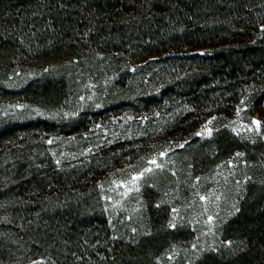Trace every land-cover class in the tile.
<instances>
[{
    "label": "trees",
    "instance_id": "1",
    "mask_svg": "<svg viewBox=\"0 0 264 264\" xmlns=\"http://www.w3.org/2000/svg\"><path fill=\"white\" fill-rule=\"evenodd\" d=\"M27 67L57 69L34 102L73 91L77 71H114L117 100L145 119L140 141L178 142L214 115L231 117L246 87L264 97V0H0V74ZM10 140L0 133V146ZM228 144L215 142L219 157L241 148ZM22 148L0 147V263L153 264L146 244L110 240L91 208L104 153L58 169ZM239 235L238 252L200 264H264V186L250 187L226 226V238Z\"/></svg>",
    "mask_w": 264,
    "mask_h": 264
},
{
    "label": "rangeland",
    "instance_id": "2",
    "mask_svg": "<svg viewBox=\"0 0 264 264\" xmlns=\"http://www.w3.org/2000/svg\"><path fill=\"white\" fill-rule=\"evenodd\" d=\"M55 70L27 67L0 74V133L12 134L0 146L6 154L27 146L29 162L58 169L83 167L97 152L106 156L91 208L107 220L110 240L146 244L153 264H200L242 248L243 237L226 238L225 228L250 187L264 186L261 91L246 87L231 117L214 115L184 140L145 145L140 141L145 119L117 100L114 71H77L73 91L32 101L37 86L56 79ZM85 126L91 128L84 131ZM230 136L241 148L219 157L215 142L228 150ZM3 227L0 220V231ZM23 264L55 263L41 258Z\"/></svg>",
    "mask_w": 264,
    "mask_h": 264
},
{
    "label": "snow or ice",
    "instance_id": "3",
    "mask_svg": "<svg viewBox=\"0 0 264 264\" xmlns=\"http://www.w3.org/2000/svg\"><path fill=\"white\" fill-rule=\"evenodd\" d=\"M253 123L257 125V128H259V126H260V121L255 120V121H253ZM152 163L155 164L156 162L153 160ZM148 171H150V169H149ZM133 179H134V180H135V179H138V177H133Z\"/></svg>",
    "mask_w": 264,
    "mask_h": 264
}]
</instances>
